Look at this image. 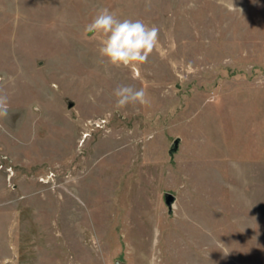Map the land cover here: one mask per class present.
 Listing matches in <instances>:
<instances>
[{"label": "rangeland", "instance_id": "obj_1", "mask_svg": "<svg viewBox=\"0 0 264 264\" xmlns=\"http://www.w3.org/2000/svg\"><path fill=\"white\" fill-rule=\"evenodd\" d=\"M102 8L147 63L99 56ZM0 98V264H264V0H0Z\"/></svg>", "mask_w": 264, "mask_h": 264}, {"label": "clouds", "instance_id": "obj_2", "mask_svg": "<svg viewBox=\"0 0 264 264\" xmlns=\"http://www.w3.org/2000/svg\"><path fill=\"white\" fill-rule=\"evenodd\" d=\"M85 31L99 35V56L116 68L139 66L148 62L149 56L158 47L159 29L136 19H120L108 8L100 9ZM116 107L146 105L149 103L146 91L130 85H119L113 90ZM7 115L6 105L0 98V117Z\"/></svg>", "mask_w": 264, "mask_h": 264}, {"label": "water", "instance_id": "obj_3", "mask_svg": "<svg viewBox=\"0 0 264 264\" xmlns=\"http://www.w3.org/2000/svg\"><path fill=\"white\" fill-rule=\"evenodd\" d=\"M172 201H173V197L168 195L166 200H165V203H166L167 206H170Z\"/></svg>", "mask_w": 264, "mask_h": 264}]
</instances>
